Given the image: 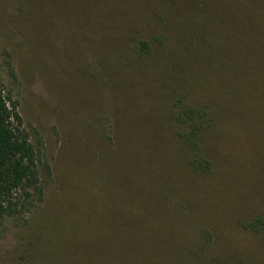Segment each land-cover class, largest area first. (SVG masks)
I'll return each instance as SVG.
<instances>
[{
    "label": "rangeland",
    "instance_id": "374dc122",
    "mask_svg": "<svg viewBox=\"0 0 264 264\" xmlns=\"http://www.w3.org/2000/svg\"><path fill=\"white\" fill-rule=\"evenodd\" d=\"M118 1L101 24L96 0H0V56L44 186L0 220V264H264V118H223L213 170L194 171L169 140L187 17L163 45L145 0ZM117 18L142 19L153 55L120 67L105 54Z\"/></svg>",
    "mask_w": 264,
    "mask_h": 264
},
{
    "label": "trees",
    "instance_id": "16d2710c",
    "mask_svg": "<svg viewBox=\"0 0 264 264\" xmlns=\"http://www.w3.org/2000/svg\"><path fill=\"white\" fill-rule=\"evenodd\" d=\"M96 1L101 24L114 20L119 1ZM145 7L163 45H170L164 29L176 14L187 17L178 20L181 46L173 70L179 81L169 140L194 171L209 173L214 163L207 142L216 124L228 115L264 118V0H145ZM141 20L110 29L112 45L105 54L120 67L153 55L150 41L139 36ZM16 79L11 60L0 56V220L29 212L44 198L41 158L24 128L13 92ZM261 224L255 217L246 226Z\"/></svg>",
    "mask_w": 264,
    "mask_h": 264
}]
</instances>
